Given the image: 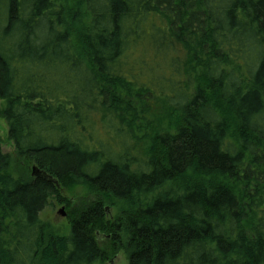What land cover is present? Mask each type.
I'll use <instances>...</instances> for the list:
<instances>
[{
	"label": "trees",
	"instance_id": "1",
	"mask_svg": "<svg viewBox=\"0 0 264 264\" xmlns=\"http://www.w3.org/2000/svg\"><path fill=\"white\" fill-rule=\"evenodd\" d=\"M0 100L45 174L12 175L0 147V264H264V0H0ZM77 188L87 204L48 235L40 213Z\"/></svg>",
	"mask_w": 264,
	"mask_h": 264
},
{
	"label": "rangeland",
	"instance_id": "2",
	"mask_svg": "<svg viewBox=\"0 0 264 264\" xmlns=\"http://www.w3.org/2000/svg\"><path fill=\"white\" fill-rule=\"evenodd\" d=\"M64 66H37L34 68V66H25L21 74L24 76V80H27L28 78L38 85H41L42 83H45L46 85L55 81L56 84L62 85L64 83ZM41 81V82H40ZM66 81V80H65ZM2 102L0 100V147L1 151L4 155L10 156L11 159V166L10 171L14 176H18L20 178L26 179V178H33L32 176V167L35 166V164L29 160L19 158L16 155V151L13 145V142L8 137V127L6 124L5 119L1 115L2 111ZM142 120H138L136 122V128L135 130V144L134 139H130V144L134 146L133 157L136 159L143 158V150L145 146L146 141V135L144 133H141L138 131V128L141 124H153V126L157 125L156 118L154 116V112L148 111L145 112L142 115ZM113 126L114 129L115 125ZM113 131H116L114 130ZM133 131V130H132ZM104 132V133H102ZM105 131L101 130H94L93 137L96 139H102L104 138ZM117 133L113 132L112 137L114 138L115 142V151H120V149L123 147L122 144L125 145L127 148V142L126 139L120 135L119 137H116ZM127 137V136H126ZM60 196L52 197L49 199L47 206L44 208V210L40 213L41 221L46 226V229L48 230L47 234L54 235V236H64L69 230L70 227V217L75 214L76 211L80 210V207L87 203H85V199L87 197V194L84 192L82 188H77L72 194H69L66 191H62L59 194ZM78 209V210H77ZM105 209V218L104 222L105 225H109L113 223L117 218V212L114 205L111 203H107L104 206ZM62 210L64 213V217H61L58 215V212ZM94 234L96 237L97 242L99 245L109 250V247H107L109 239L106 236V232H102V230L95 228ZM110 236V235H109ZM104 264H127L125 259L123 258L122 251L119 250L116 253L112 254Z\"/></svg>",
	"mask_w": 264,
	"mask_h": 264
},
{
	"label": "water",
	"instance_id": "3",
	"mask_svg": "<svg viewBox=\"0 0 264 264\" xmlns=\"http://www.w3.org/2000/svg\"><path fill=\"white\" fill-rule=\"evenodd\" d=\"M31 169H32V176H34V177H45V174L40 172L35 166H33ZM58 215L61 217H64L63 211L60 210L58 212Z\"/></svg>",
	"mask_w": 264,
	"mask_h": 264
}]
</instances>
